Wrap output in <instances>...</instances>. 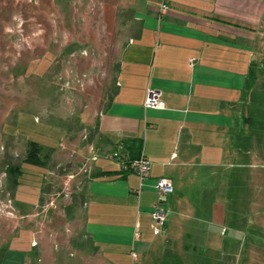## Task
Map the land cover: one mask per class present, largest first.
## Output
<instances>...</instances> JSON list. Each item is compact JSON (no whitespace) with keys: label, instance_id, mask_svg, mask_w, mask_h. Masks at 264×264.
I'll use <instances>...</instances> for the list:
<instances>
[{"label":"rangeland","instance_id":"obj_1","mask_svg":"<svg viewBox=\"0 0 264 264\" xmlns=\"http://www.w3.org/2000/svg\"><path fill=\"white\" fill-rule=\"evenodd\" d=\"M143 2L0 0V264H22L25 232L36 264H73L70 231H80L89 163L103 155L92 145L98 114ZM254 33L238 155L182 193L175 231L166 225L159 256L137 253L138 264H264V17ZM30 141L52 152L45 166L25 162Z\"/></svg>","mask_w":264,"mask_h":264},{"label":"crops","instance_id":"obj_2","mask_svg":"<svg viewBox=\"0 0 264 264\" xmlns=\"http://www.w3.org/2000/svg\"><path fill=\"white\" fill-rule=\"evenodd\" d=\"M137 15L140 28L123 49L116 90L98 114L92 145L103 155L89 163L80 231H70L73 264L95 257V264H131L125 259L133 250L157 257L164 236L150 226L156 180L173 182L165 201L171 234L179 224L171 215L187 207L182 193L238 155L237 129L249 124L254 31L264 0H144ZM149 89L161 92L164 108L144 107ZM117 150L151 161L140 191L137 175L105 158ZM23 238L22 264H36L34 238Z\"/></svg>","mask_w":264,"mask_h":264},{"label":"built area","instance_id":"obj_3","mask_svg":"<svg viewBox=\"0 0 264 264\" xmlns=\"http://www.w3.org/2000/svg\"><path fill=\"white\" fill-rule=\"evenodd\" d=\"M168 5L163 2L160 8L161 13H166ZM165 103L162 100V94L160 91L149 89L144 101V107L146 109H162ZM111 159L121 163L124 167L129 169L132 173L137 175L140 179V191L150 176L151 161L143 156L138 159L129 160L123 152L115 151L111 154ZM154 189L157 195V202L151 211V229L154 235H161L166 227L167 223V209L165 207L166 198L173 193L174 186L171 179L167 177H160L156 180ZM132 264H138V254L133 250L131 252Z\"/></svg>","mask_w":264,"mask_h":264},{"label":"trees","instance_id":"obj_4","mask_svg":"<svg viewBox=\"0 0 264 264\" xmlns=\"http://www.w3.org/2000/svg\"><path fill=\"white\" fill-rule=\"evenodd\" d=\"M43 146L36 141L28 143L27 156L25 162L35 166H45L52 152L44 151ZM113 173V172H106Z\"/></svg>","mask_w":264,"mask_h":264}]
</instances>
